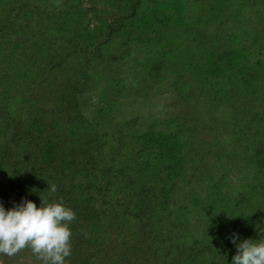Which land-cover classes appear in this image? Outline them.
Returning a JSON list of instances; mask_svg holds the SVG:
<instances>
[{
  "label": "trees",
  "instance_id": "obj_1",
  "mask_svg": "<svg viewBox=\"0 0 264 264\" xmlns=\"http://www.w3.org/2000/svg\"><path fill=\"white\" fill-rule=\"evenodd\" d=\"M42 200L76 214L67 264L264 240V0H0V204Z\"/></svg>",
  "mask_w": 264,
  "mask_h": 264
},
{
  "label": "clouds",
  "instance_id": "obj_2",
  "mask_svg": "<svg viewBox=\"0 0 264 264\" xmlns=\"http://www.w3.org/2000/svg\"><path fill=\"white\" fill-rule=\"evenodd\" d=\"M48 190L57 191L52 184ZM76 219L75 212L63 202L41 207L24 201L11 210L0 204V255L14 257L28 249L41 264H67L72 254V231L69 225ZM238 237H233L236 243ZM232 264H264V240H244L237 245Z\"/></svg>",
  "mask_w": 264,
  "mask_h": 264
}]
</instances>
